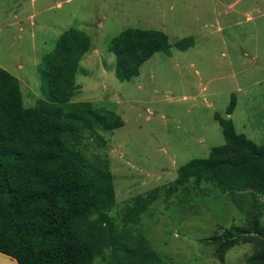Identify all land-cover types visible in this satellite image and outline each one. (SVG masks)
<instances>
[{
    "label": "rangeland",
    "instance_id": "374dc122",
    "mask_svg": "<svg viewBox=\"0 0 264 264\" xmlns=\"http://www.w3.org/2000/svg\"><path fill=\"white\" fill-rule=\"evenodd\" d=\"M70 27L91 40L71 101H90L124 121L113 131H99L104 146L91 141L89 132L82 141L87 157L108 158L115 189L109 214L116 221L135 195L168 185L180 165L224 142L214 112L264 143V0H0V67L18 78L25 106L43 97L38 65ZM126 27L164 31L171 55L154 53L137 77L120 81L108 42ZM188 35L193 46L176 49L174 42ZM231 94L236 106L226 115ZM258 198L264 219V197ZM244 219L230 192L191 180L167 199L160 195L134 229L163 264H248L251 244L233 246L220 263L204 241L221 233L217 225ZM0 264L16 261L0 253ZM94 264L107 263L97 258Z\"/></svg>",
    "mask_w": 264,
    "mask_h": 264
},
{
    "label": "trees",
    "instance_id": "16d2710c",
    "mask_svg": "<svg viewBox=\"0 0 264 264\" xmlns=\"http://www.w3.org/2000/svg\"><path fill=\"white\" fill-rule=\"evenodd\" d=\"M192 35L174 42L185 51ZM90 37L70 27L38 65L42 98L23 104L18 78L0 67V253L16 264H163L143 233L134 229L160 195L166 199L187 187L209 182L231 193L245 214L241 224L217 225L206 244L220 263L235 245L251 244L248 264H264V219L258 196L264 197V143L237 132L229 117L214 112L224 142L203 158H192L177 168L168 185L135 195L120 221L109 214L115 204L113 174L106 154L85 155V132L104 146L99 131L124 124L121 116L90 101H71L76 74ZM168 35L158 29L126 27L108 42L115 55V75L129 81L154 53L171 55ZM236 106L231 94L225 113ZM240 194L236 196L235 194Z\"/></svg>",
    "mask_w": 264,
    "mask_h": 264
}]
</instances>
